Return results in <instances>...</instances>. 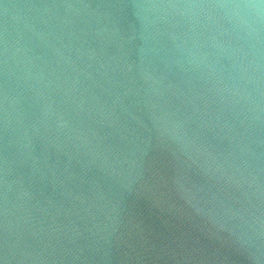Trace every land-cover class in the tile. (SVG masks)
Listing matches in <instances>:
<instances>
[{"label": "water", "instance_id": "1", "mask_svg": "<svg viewBox=\"0 0 264 264\" xmlns=\"http://www.w3.org/2000/svg\"><path fill=\"white\" fill-rule=\"evenodd\" d=\"M0 264H264V0H0Z\"/></svg>", "mask_w": 264, "mask_h": 264}]
</instances>
